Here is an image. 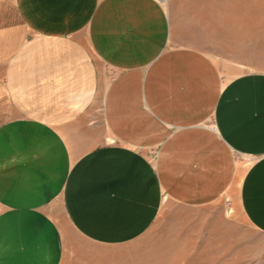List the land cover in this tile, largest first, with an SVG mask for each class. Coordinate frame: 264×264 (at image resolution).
<instances>
[{"label":"crops","instance_id":"crops-1","mask_svg":"<svg viewBox=\"0 0 264 264\" xmlns=\"http://www.w3.org/2000/svg\"><path fill=\"white\" fill-rule=\"evenodd\" d=\"M188 1L0 0V264H62L65 225L68 264H264V73L222 83Z\"/></svg>","mask_w":264,"mask_h":264},{"label":"rangeland","instance_id":"rangeland-1","mask_svg":"<svg viewBox=\"0 0 264 264\" xmlns=\"http://www.w3.org/2000/svg\"><path fill=\"white\" fill-rule=\"evenodd\" d=\"M162 1V0H159ZM196 0L185 2L186 6L180 14L175 15V21L182 32V41L200 48L208 54L219 67L222 83L234 77L251 72L264 73V0H209L200 3L206 7H194ZM223 5H227L222 6ZM208 5V6H207ZM185 6V5H183ZM224 8V9H223ZM224 11V14L220 11ZM214 10H218L216 14ZM101 75L106 82L111 78L112 72L103 66H99ZM102 88L100 89V91ZM101 96L95 99L91 109L87 111V117L77 122V127H82V122L88 126L90 142H111L105 135V126L101 120ZM238 168L244 170L253 161L251 156L235 154ZM223 206L230 207L227 200L219 201ZM251 235L261 237L248 229ZM65 248L71 253L75 243L83 244L82 238L70 226L65 225ZM65 255L62 264L70 261ZM71 256V254H69ZM79 263L80 256L76 257Z\"/></svg>","mask_w":264,"mask_h":264}]
</instances>
